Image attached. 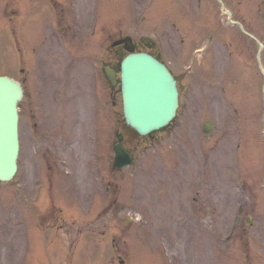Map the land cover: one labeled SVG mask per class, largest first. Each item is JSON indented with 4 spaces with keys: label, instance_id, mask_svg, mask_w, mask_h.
Instances as JSON below:
<instances>
[{
    "label": "rangeland",
    "instance_id": "374dc122",
    "mask_svg": "<svg viewBox=\"0 0 264 264\" xmlns=\"http://www.w3.org/2000/svg\"><path fill=\"white\" fill-rule=\"evenodd\" d=\"M259 1L253 32L264 43V0ZM14 7V0H0V75L22 78L33 92L31 68L22 57L20 66L25 70L20 72L12 50ZM122 8L126 9L123 4ZM127 10L121 16L116 9L112 23L99 25L94 42H99L101 59H108L103 53L109 40L122 34H130L137 42L151 37L157 51L159 39L167 41L169 50L163 55L185 77L178 115L166 130L130 138L137 160L114 173L109 170L111 152L105 150L104 158L102 154L97 159L99 154L95 156L91 145L94 137L102 139L111 123L100 117L99 130L93 131L84 101L83 116L69 121L66 131L79 142L60 155L66 161L63 170L70 168L78 175L77 151L83 159L82 175L80 179L53 176L50 199L48 188L44 197L38 196L40 188L49 185L46 160L30 148L32 120L25 102L20 170L12 181H0V264H121L114 262L117 252L123 251L121 245L130 253L125 264H264V77L256 58L258 42L228 24L174 29L144 21L141 10ZM43 27L48 30V22ZM209 30L214 41L197 54L194 50L205 46ZM90 57L75 61L78 69L66 78L50 79L41 71L34 81L47 88L51 82L58 85L67 79L68 102L77 113L82 90L86 96L85 65H93ZM261 57L264 65V50ZM40 109L39 118L45 123L44 107ZM116 113H122L119 88ZM208 120L216 123L210 135L202 129ZM41 141L44 145L43 137ZM108 178L119 187L115 205L95 219L97 203H105L99 199L106 198L102 180L105 183ZM70 184L81 186L80 191L77 186L81 196L64 201ZM93 185L99 188L98 199L93 197ZM59 188L61 200L54 196ZM50 209L54 212L49 213ZM113 239H118L117 250Z\"/></svg>",
    "mask_w": 264,
    "mask_h": 264
},
{
    "label": "flooded vegetation",
    "instance_id": "af4514ba",
    "mask_svg": "<svg viewBox=\"0 0 264 264\" xmlns=\"http://www.w3.org/2000/svg\"><path fill=\"white\" fill-rule=\"evenodd\" d=\"M259 0H14L15 7L13 15L17 19L13 27V45L16 54L17 66H20L23 57L33 76V92L24 82V97L21 105V113L24 110V103L27 104L28 116L31 123V149L35 154L42 153L46 160V182L47 194L50 199L53 191L51 181L53 176L61 174L65 178H76L82 175V167L79 153L76 151L75 159L81 169L77 174L69 170H63L66 161L60 155L66 150H71L79 138L67 135V123L82 117L85 109L83 103L86 101L89 117L97 122L96 132L99 130V119L108 118L110 125L103 130L101 147L103 151L112 152L113 135L116 128V88L112 87L102 66L111 63L119 71L114 59L117 55V46L114 38L110 39L106 45V52L103 54L108 59H101L97 30L100 24H110L115 20L116 9L121 13L127 9L141 10L144 21L151 19L155 24L170 26H193V25H219V20L228 18L219 17L218 11L222 14V5L225 9H230L233 18L242 22L244 9L252 10ZM122 4L126 9L122 8ZM197 10V11H196ZM22 12V13H21ZM195 12V14H193ZM200 13V14H199ZM251 14H249L250 16ZM248 16V17H249ZM254 19V18H253ZM248 25H253L252 17ZM48 22V30L43 27ZM43 24V25H42ZM42 25V27H41ZM43 31H49L45 33ZM48 35V36H45ZM122 38V37H121ZM91 42V43H90ZM90 43V44H89ZM89 44V45H88ZM153 45V43H151ZM86 46V47H85ZM162 50H169V43L161 44ZM91 52L84 53L83 49ZM121 51L126 50L124 44L118 45ZM137 50H141L137 45ZM38 52V53H37ZM156 57L165 62L174 75L180 80V74L171 67L172 62L166 61L163 54L152 51ZM84 56H91V63L85 65L86 96L83 90L78 98L77 113L68 102L70 82L61 81L58 85L47 87L43 83H37L35 77L41 71L48 74L50 79H63L71 73L76 72L78 65L75 61L81 60ZM103 57V55H102ZM44 58V59H43ZM57 58L60 64H57ZM100 58V59H99ZM84 63V62H83ZM85 64V63H84ZM25 68L20 66V71L24 73ZM35 83V87L33 85ZM58 96V97H57ZM106 104L101 109L102 104ZM44 107L41 117L44 116L45 123L39 118L40 107ZM105 107L106 110H105ZM111 126V129H110ZM43 137V142L41 141ZM41 144V145H40ZM81 155V154H80ZM62 166V167H61ZM111 169V167H109ZM80 179V177H79ZM105 185V184H104ZM113 182L108 178L105 191L109 196H113L111 186ZM61 189H57L54 195L59 200L63 199ZM44 197V194H42ZM67 198V197H66ZM65 198V199H66Z\"/></svg>",
    "mask_w": 264,
    "mask_h": 264
},
{
    "label": "water",
    "instance_id": "95a60500",
    "mask_svg": "<svg viewBox=\"0 0 264 264\" xmlns=\"http://www.w3.org/2000/svg\"><path fill=\"white\" fill-rule=\"evenodd\" d=\"M262 46V45H261ZM133 51V47H128ZM113 84L115 71L107 70ZM122 93L128 124L139 133L147 134L174 117L178 106L176 80L167 67L146 53H132L122 62ZM22 97L19 82L0 76V180H10L17 170L19 152L18 108ZM205 131L210 130L205 125ZM115 145L116 166L133 162L131 153L121 143Z\"/></svg>",
    "mask_w": 264,
    "mask_h": 264
}]
</instances>
